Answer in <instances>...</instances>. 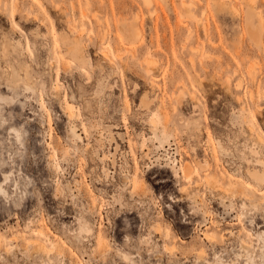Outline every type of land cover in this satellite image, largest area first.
<instances>
[{"label": "rangeland", "instance_id": "rangeland-1", "mask_svg": "<svg viewBox=\"0 0 264 264\" xmlns=\"http://www.w3.org/2000/svg\"><path fill=\"white\" fill-rule=\"evenodd\" d=\"M263 163L264 0H0V264H264Z\"/></svg>", "mask_w": 264, "mask_h": 264}, {"label": "bare ground", "instance_id": "bare-ground-1", "mask_svg": "<svg viewBox=\"0 0 264 264\" xmlns=\"http://www.w3.org/2000/svg\"><path fill=\"white\" fill-rule=\"evenodd\" d=\"M189 6H190V3L189 4H187V11H188V13H190L191 11H190V8H189ZM261 21V20H260ZM74 43L75 44H73L74 46H76V43H77V40H75L74 41ZM74 57V56H73ZM75 61H77V62H79V63H83V61H80V60H78V57H74L73 58ZM145 62L147 61L148 63H147V65H146V71H147V73H149V71L151 72V69H152V67H153V62L151 61V60H149V59H146V60H144ZM54 63V62H53ZM50 64V63H49ZM76 72V71H75ZM14 84V83H13ZM18 83H16L15 82V85H17ZM237 87V86H236ZM59 86H56L55 87V91H58L59 89ZM25 89H26V91H28V90H31V87L30 86H28V85H26L25 86ZM144 97V99H142L141 100V104H140V106L141 107H143V108H145L146 110H148V108H149V105H150V100H149V98L148 97H146V95H144L143 96ZM2 99V98H1ZM66 113H67V115H68V118H70V119H72L75 115H73V112L72 111H70V110H68V107L66 108ZM152 124H155V120H152ZM70 128H71V131H72V133L74 134V137L71 139L72 140V142H73V144L75 143V144H77L78 143V141H81L82 140V137H81V135L78 133V131H77V126L74 124V123H71L70 124ZM153 130L155 129V128H152ZM166 130H167V128H166ZM11 133H13V136H15L16 137V139H18V140H20V138H21V135H20V133L18 132V131H16V130H11ZM10 133V134H11ZM113 135V134H112ZM110 136V140L109 141H112V139H114V137L115 136ZM116 138V137H115ZM116 140V139H115ZM123 142V141H122ZM207 144V143H206ZM147 146V145H146ZM161 146V145H160ZM143 147H145V146H143ZM142 147V148H143ZM136 148V147H135ZM115 152L114 153H109V154H104L102 157H100V159L101 160H108L109 162H111L112 163V165H114V164H116V161H117V152H119V149H118V144H116V146H115ZM123 151V150H122ZM150 151V150H149ZM124 152V151H123ZM132 152V151H131ZM119 154V153H118ZM131 155H132V160H133V163H132V165H131V167H128V166H125V169L122 171V173H121V175H122V177H127V178H129V185H130V193H132L133 195H139L140 194V192L139 191H143V187H144V184L141 182V179H139V172L141 171V165H140V163H139V161H138V159L136 158V156H135V154L132 152V153H130ZM125 155H126V153H125ZM149 153H144L143 152V154H141V159H149ZM125 157V156H124ZM142 160V161H143ZM207 161V160H206ZM257 161H258V159H257ZM257 161H256V163H257ZM126 163V165H129L127 162H125ZM124 163V164H125ZM173 163V162H172ZM171 163V164H172ZM188 163V162H187ZM198 163V162H197ZM196 163V164H197ZM199 164H200V162H199ZM205 167H209V165H208V163L207 162H203L202 163ZM202 164L201 165H198V167L200 168V166H202ZM262 165V167H263V169H262V171L261 170H250V169H248V175L257 183V184H259V185H264V163L263 164H261ZM131 169V171H130V169ZM171 168L174 170V174H173V177H174V179H182V180H184V181H189V180H191V178H192V176H193V174H196V172H197V169L194 167H191V165L188 163V164H185V165H182V168L179 170V169H177V167L175 166V164H173V165H171ZM198 168V169H199ZM206 168V169H207ZM56 169H58V167H56ZM103 169H104V172H106V175L108 176V174L110 173V171H109V169H107L105 166L103 167ZM204 170V169H203ZM132 172V173H131ZM3 176V181L0 183V194H5L6 193V191H5V188L4 187H6V185L8 184V182H10L11 180H10V177H11V174H7V173H5V174H3L2 175ZM108 181V180H107ZM205 181H207L208 182V184H209V180L206 178V180ZM196 184V186H199V184L200 183H195ZM190 186V185H189ZM188 186V187H189ZM248 186H251V185H248ZM248 186H246V187H248ZM188 189V188H187ZM187 189H186V186H184V187H182V189L180 188V190L181 191H184V193H185V191H187ZM58 192L59 193H63V190H62V188L60 187V186H58ZM262 192L263 191H261V192H258L257 194H262ZM188 196L190 195V192L187 194ZM194 197H196V195L194 194L193 195V197H191V199L193 198L194 199ZM198 197V196H197ZM196 197V198H197ZM171 200H173V202H176V201H179L178 199H176V198H171ZM193 201H195V199L193 200ZM243 207H244V205H243ZM204 213H206V214H210L208 211H205ZM79 221H81V220H79ZM81 223H83L84 225H83V227H85L84 229H83V231H84V235H89L90 233H91V228L86 224V222L85 221H81ZM25 227L27 228V227H29L28 225H25ZM155 229H156V232H159L160 231V225L157 223L156 224V226H155ZM32 233H33V235H35L38 239H34V241H35V243H34V248H35V250H37V251H39V252H41V253H43V254H45V255H49V254H51V252L53 251V248H49L47 245H46V243L44 242V241H42L43 240V238L45 237V232L41 229V228H38V229H32ZM202 236H203V239L205 240V242L206 243H208L209 245H212V246H215V237L214 236H212V235H210V234H208L207 232H203L202 233ZM224 239L226 238V237H223ZM127 240H129V237L127 236L126 238H125V240L124 241H127ZM222 239H220L219 240V242L220 243H222ZM244 242V241H243ZM250 245V244H249ZM249 247V246H248ZM164 248H165V250H169V251H171L172 250V248H168L166 245H164ZM201 254H198L197 255V259H196V262H199L198 260L199 259H201V258H205V255H206V252H205V250L204 249H202L201 250ZM57 253L58 254H60V250H57ZM117 254L122 258V260L124 261V262H126V263H131V264H134L133 263V261H132V257H131V255L130 254H128V253H124V252H122V251H120V250H117ZM137 256V255H136ZM215 258V257H214ZM248 260H251V261H253L252 259H248ZM205 263L206 264H215V261L214 262H210V261H205ZM238 264V262H235V264ZM222 264V263H221ZM240 264V263H239Z\"/></svg>", "mask_w": 264, "mask_h": 264}]
</instances>
